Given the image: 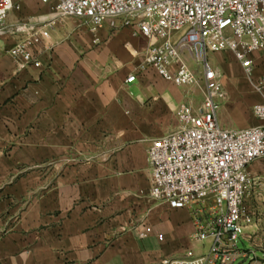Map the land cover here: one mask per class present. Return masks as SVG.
<instances>
[{
    "label": "crops",
    "instance_id": "crops-1",
    "mask_svg": "<svg viewBox=\"0 0 264 264\" xmlns=\"http://www.w3.org/2000/svg\"><path fill=\"white\" fill-rule=\"evenodd\" d=\"M13 2L20 9L5 26H34L39 67L17 69L9 50L22 35L0 37V264H162L207 253L193 238L192 209L146 196L148 147L179 128L180 105L195 109L202 96L194 106L192 86L142 70L147 41L131 28L106 22L91 32L39 0ZM224 54L219 126L264 127L252 114L264 103V49L250 55V76ZM247 173L252 222L237 247L254 257L234 264L264 256V158Z\"/></svg>",
    "mask_w": 264,
    "mask_h": 264
},
{
    "label": "built area",
    "instance_id": "built-area-1",
    "mask_svg": "<svg viewBox=\"0 0 264 264\" xmlns=\"http://www.w3.org/2000/svg\"><path fill=\"white\" fill-rule=\"evenodd\" d=\"M54 16L79 19L91 32L104 23L112 29L131 28L147 41L142 70L151 68L176 87L196 86L202 101L195 109L175 110L180 126L154 139L146 151L150 171L147 199L171 209H192L194 240L208 242L207 253L185 251L179 260L162 264H234L252 261L237 244L252 217L243 206L251 185L247 167L264 158V127L227 130L218 124L223 99L220 77L208 62L211 54H231L247 76L250 55L264 49V0H39ZM13 0H0V37L22 35L9 50L17 69L38 68L31 53L34 26L6 27ZM184 55L200 66L190 69ZM199 76V77H198ZM134 81V76L126 79ZM264 82V79H263ZM264 120V103L252 107ZM146 237L145 232L138 235Z\"/></svg>",
    "mask_w": 264,
    "mask_h": 264
},
{
    "label": "rangeland",
    "instance_id": "rangeland-1",
    "mask_svg": "<svg viewBox=\"0 0 264 264\" xmlns=\"http://www.w3.org/2000/svg\"><path fill=\"white\" fill-rule=\"evenodd\" d=\"M226 56L229 57L230 61H234L233 57L231 54H224ZM222 54H211L208 56V62L210 63V65L217 70L218 73H221L220 70H218V67H220L216 61L217 58L221 57ZM235 62V61H234ZM236 63V62H235ZM218 66V67H217ZM192 70L196 71L198 74L200 73V66L195 64L194 62L192 63V67H191ZM199 77V76H198ZM192 94H191V99L193 100L194 102V106H196L200 99H201V96H202V92L201 90L199 89V87H196V86H192ZM238 245H239V241H238ZM259 263L258 264H264V256L261 257L260 260H258Z\"/></svg>",
    "mask_w": 264,
    "mask_h": 264
}]
</instances>
